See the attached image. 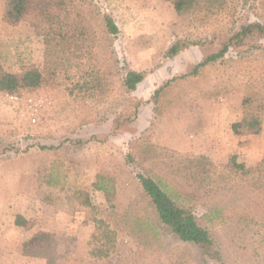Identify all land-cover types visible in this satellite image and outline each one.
<instances>
[{"label": "rangeland", "instance_id": "1", "mask_svg": "<svg viewBox=\"0 0 264 264\" xmlns=\"http://www.w3.org/2000/svg\"><path fill=\"white\" fill-rule=\"evenodd\" d=\"M88 2L95 38L89 62L100 70L102 92L72 90L77 71L71 70L34 90L0 93V264H219L164 230L137 175L152 177L191 210L223 264H264V201L256 190L264 173V112L260 135L229 132L244 96L264 105V39L230 48L189 74L240 26L263 24L264 0H226V8L210 17L177 13L168 0ZM3 9L0 0V66L10 73L41 70L42 38L26 23H3ZM103 13L118 27L116 36L105 33ZM177 42L180 51L166 58ZM128 70L144 73L132 92L122 84ZM132 144L146 151L128 164ZM198 156L208 158L214 171L206 191L188 197L184 175L188 160ZM231 156L246 168L262 167L235 177L225 167ZM52 166L65 176L58 186L46 183ZM97 175L114 180L113 208L92 190ZM76 191L86 192L93 208L82 206ZM18 214L27 220L24 228L14 223ZM130 220H148L153 240L142 244L129 234ZM43 228L51 234L47 258L24 255V242ZM103 248L106 257L93 256Z\"/></svg>", "mask_w": 264, "mask_h": 264}, {"label": "trees", "instance_id": "2", "mask_svg": "<svg viewBox=\"0 0 264 264\" xmlns=\"http://www.w3.org/2000/svg\"><path fill=\"white\" fill-rule=\"evenodd\" d=\"M173 10L177 13L188 11L193 15H204L210 17L213 14L226 8V0H168ZM88 0H4L2 13L3 23L9 26H16L26 23L33 32L42 38L43 43V66L39 70L35 67H24L18 73H10L0 66V93L17 94L21 91L37 89L44 84L50 83L58 75H66L71 70L77 71V80L72 85V90L87 92V94L102 92L104 81L100 70L95 71L90 65L92 45L95 41L94 33L89 25V15L93 12L92 5ZM103 29L106 34L116 36L119 29L111 16L106 13L101 15ZM264 39V23L252 22L239 27L238 31L226 37L217 52L204 57L199 63L191 68L189 74H196L204 66L215 63L222 59L228 49L246 46L257 39ZM180 43L171 45L165 53L166 58H172L180 51ZM83 67V69H81ZM69 80L70 77L68 76ZM144 73L135 70H128L123 79V87L126 91L132 92L143 81ZM161 88L154 91L153 99L158 102ZM87 96H90V95ZM137 106V104H136ZM264 105L260 104L250 95L244 96L241 102V116L229 125V132L234 137L258 136L262 132V114ZM118 117L115 129L120 124ZM131 145V152L125 155V162L132 164L135 162L134 154L142 158L145 149ZM133 151V154H132ZM145 159V158H144ZM62 166V165H61ZM185 175L190 182L191 191L188 197L195 196L202 191H206L210 183V173L214 171L212 162L208 158L198 156L188 160ZM259 166V167H258ZM256 169L246 168L243 163H238L235 156L228 159L225 167L229 173L235 177H248L253 172H258L262 164ZM58 167L48 169L46 177L47 185L58 186L65 179L57 171ZM185 169V168H184ZM55 173V174H54ZM259 178L257 191L261 193L264 201V173ZM61 175V176H59ZM60 181H56V180ZM137 180L141 186L144 196L154 211L159 224L179 241L194 245L200 252L204 260L222 263V256L211 238L209 232L199 225L195 215L190 209L177 205L176 201L158 184L152 177L137 175ZM257 181V182H258ZM63 184V183H62ZM92 190L101 195L102 204L108 208H113L115 199V184L112 178L97 175L92 184ZM75 198L80 200L81 205L93 208L91 200L86 192L76 191ZM187 197V196H185ZM96 208V207H95ZM16 226L25 227L27 220L20 214L15 216ZM102 225V221H97ZM136 231V232H133ZM155 228L148 220L139 223L137 220L128 222L129 234H135L142 244H147L149 236H153ZM99 232L96 229L95 234ZM151 234V235H148ZM51 239L49 231L44 229L34 233L23 244V254L32 257H45L44 249ZM108 249L103 248L96 257H106Z\"/></svg>", "mask_w": 264, "mask_h": 264}, {"label": "crops", "instance_id": "3", "mask_svg": "<svg viewBox=\"0 0 264 264\" xmlns=\"http://www.w3.org/2000/svg\"><path fill=\"white\" fill-rule=\"evenodd\" d=\"M50 222H53V221H50ZM43 229H45V228H43ZM41 230V229H40Z\"/></svg>", "mask_w": 264, "mask_h": 264}]
</instances>
